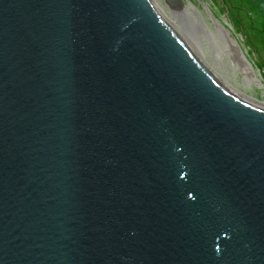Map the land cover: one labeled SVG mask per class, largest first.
I'll list each match as a JSON object with an SVG mask.
<instances>
[{"label":"water","instance_id":"1","mask_svg":"<svg viewBox=\"0 0 264 264\" xmlns=\"http://www.w3.org/2000/svg\"><path fill=\"white\" fill-rule=\"evenodd\" d=\"M0 264H264V103L153 0H0Z\"/></svg>","mask_w":264,"mask_h":264},{"label":"rangeland","instance_id":"2","mask_svg":"<svg viewBox=\"0 0 264 264\" xmlns=\"http://www.w3.org/2000/svg\"><path fill=\"white\" fill-rule=\"evenodd\" d=\"M160 1L169 13L178 12L176 14L179 17L177 18L178 20L176 19L177 23L184 25V22H187V17H185L184 12L180 9L181 3L179 0ZM182 2H184V5L191 3L196 6L201 11L202 18H204V20H208L210 24H207L212 30H217L214 20L218 19L221 21L222 24L230 30V35L236 38V41L242 48L245 56L248 58V61L258 69L257 70L253 66L260 81L262 79L264 83V0H182ZM200 17L201 16L195 15L196 25L199 31L198 35H202L203 37V40H200L201 44L203 43L207 48L205 49L207 50V54L205 56L206 60L211 64L213 63V65H217L211 59V56L216 54L223 58L222 63L225 61L226 63H230V58L227 52H223L221 47L217 46L223 45V39L219 37L214 39L213 37L211 38L209 36V32H207L203 25L199 22V19H201ZM193 29L195 30V26ZM179 32L181 33L182 31L179 30ZM182 33L184 34L185 32L183 31ZM187 42L191 44V41L188 40ZM196 49L202 56L201 50L197 47ZM238 77V79L242 82V74L238 73ZM253 85H256L257 87L254 86L249 88L251 92H249L245 87H243V89L240 86L239 87L252 96L264 99L263 89L259 88L258 84Z\"/></svg>","mask_w":264,"mask_h":264},{"label":"bare ground","instance_id":"3","mask_svg":"<svg viewBox=\"0 0 264 264\" xmlns=\"http://www.w3.org/2000/svg\"><path fill=\"white\" fill-rule=\"evenodd\" d=\"M180 1V9L181 11L184 12V15L187 20V22H184V25H181L180 23H177V18H179L176 14L178 13H169L161 4L160 0H153V2L156 4V6L159 8V10L162 12V14L165 16V18L171 23L176 30H181L182 32L184 31L185 33L181 34L185 37V39L188 41H191V47L199 56V51L196 49L201 50V54L199 58L200 60L209 68V70L213 73V75L216 76V78L223 84L227 89L231 90L233 93L242 96L244 98H248L251 100H255L258 102L264 103V99L257 98L255 96L250 95L249 93L243 91V87H245L249 92L251 90L249 88L254 87L256 85L253 84H258L259 88L263 89V94H264V83L261 79H259L258 74L255 71V66L252 65L249 61L248 58H246L244 52L240 49V45L236 41V38L230 35V30L222 24L221 21L218 19L214 20L217 26V30H212L210 26L207 24L209 23L208 20H204L202 18V13L201 11L194 6L193 4H185ZM203 1V0H200ZM207 6V5H206ZM195 15L201 16L199 19V22L203 25L205 30L209 32V36L213 39L214 38H222L223 39V45H217L218 47H221V50L223 52H227L229 58H230V63L226 61L222 63L223 58L220 57L219 55L213 54L211 56V59L217 64L213 65L210 62L206 60V54H207V49L204 44H201V39L203 38L202 35H198L199 31L197 29L196 25V18ZM177 19V20H176ZM210 24V23H209ZM212 24V23H211ZM189 25V26H188ZM195 26V30L193 29ZM194 36H193V35ZM203 40V39H202ZM200 41V42H199ZM196 47H195V45ZM220 49V48H219ZM253 66L255 68H253ZM257 69V68H256ZM258 70V69H257ZM259 72V71H258ZM238 73L242 74L243 76V81L241 82L238 78ZM242 88H240V87ZM257 87V86H256ZM255 93V92H253Z\"/></svg>","mask_w":264,"mask_h":264},{"label":"flooded vegetation","instance_id":"4","mask_svg":"<svg viewBox=\"0 0 264 264\" xmlns=\"http://www.w3.org/2000/svg\"><path fill=\"white\" fill-rule=\"evenodd\" d=\"M262 1V0H261ZM247 58V57H246Z\"/></svg>","mask_w":264,"mask_h":264}]
</instances>
